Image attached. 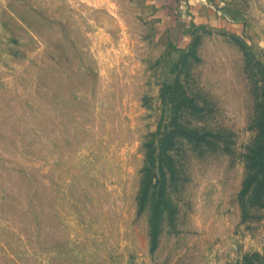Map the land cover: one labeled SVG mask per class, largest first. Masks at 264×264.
<instances>
[{"label":"rangeland","instance_id":"obj_1","mask_svg":"<svg viewBox=\"0 0 264 264\" xmlns=\"http://www.w3.org/2000/svg\"><path fill=\"white\" fill-rule=\"evenodd\" d=\"M261 128L264 0H5L0 264H264Z\"/></svg>","mask_w":264,"mask_h":264},{"label":"trees","instance_id":"obj_2","mask_svg":"<svg viewBox=\"0 0 264 264\" xmlns=\"http://www.w3.org/2000/svg\"><path fill=\"white\" fill-rule=\"evenodd\" d=\"M260 131L261 132L259 136L250 147L249 154H247V161H248L247 165L249 169V174L245 181V185L253 188L259 182V178L257 176L258 174L256 173V169H257L256 167L262 166L263 168L262 170H260L261 172L258 173H264V128H261Z\"/></svg>","mask_w":264,"mask_h":264},{"label":"crops","instance_id":"obj_3","mask_svg":"<svg viewBox=\"0 0 264 264\" xmlns=\"http://www.w3.org/2000/svg\"><path fill=\"white\" fill-rule=\"evenodd\" d=\"M5 0H0V11H2L3 3ZM162 1H171L173 3H176L179 0H162Z\"/></svg>","mask_w":264,"mask_h":264}]
</instances>
